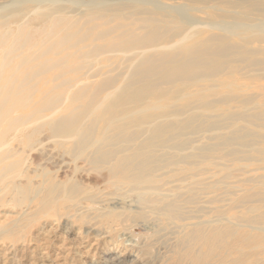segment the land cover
<instances>
[{
    "label": "bare ground",
    "instance_id": "bare-ground-1",
    "mask_svg": "<svg viewBox=\"0 0 264 264\" xmlns=\"http://www.w3.org/2000/svg\"><path fill=\"white\" fill-rule=\"evenodd\" d=\"M192 1L209 5L208 0ZM230 2L233 10L264 15L263 0ZM124 6L161 14L163 27L151 32L142 27L119 40L97 31L101 44L91 41L95 35L85 38L81 12L97 7L116 13ZM193 11L164 0H13L0 5V48L7 46L5 56H0V208L15 190L20 193L15 196L18 207L34 203L32 187L22 182L31 172L29 159L18 158L14 146L21 141L28 149L41 150L47 146L42 137L48 130L53 133L49 140L109 170L117 185L146 191L145 201L165 205L168 215L181 221L186 220V212L179 204H196L198 194L177 187L173 190L177 194L169 195L177 201L167 205L164 199H152L159 185L179 182L190 168L199 173V159L219 149L232 150L233 156L257 151L252 144L264 143V135L256 133L258 125L264 126V116L252 111L256 92L243 81L264 80V48L254 46L264 45V20L236 18L235 13H242L230 11L229 23L214 16L202 23L194 15L198 10ZM57 17L63 18L67 29L53 41L34 45L28 35L34 29L30 23ZM13 22H20L19 30L10 27ZM101 51L103 56L114 54V60L130 61L124 67L131 73L113 70L106 80L87 79L90 75H84V68ZM124 77L125 83L118 85ZM114 110L118 113L113 115ZM225 128L229 132L222 133ZM63 185H51L41 201L44 213L80 192L75 185ZM248 206L234 216V222L220 218L192 225L189 242L213 233L223 242L245 237L257 245L253 258L247 261L244 255V260L233 259L229 264H252L251 259L264 264V211ZM33 210H23L17 225L2 227L1 236L12 239L29 230L39 213ZM126 213L117 219H126Z\"/></svg>",
    "mask_w": 264,
    "mask_h": 264
},
{
    "label": "rangeland",
    "instance_id": "rangeland-1",
    "mask_svg": "<svg viewBox=\"0 0 264 264\" xmlns=\"http://www.w3.org/2000/svg\"><path fill=\"white\" fill-rule=\"evenodd\" d=\"M10 1L13 0H0V5ZM164 1L198 10L193 12L202 23H209L211 16L222 23H229L232 15L230 11L242 13V16L235 13L236 18L264 20V15L253 10L245 8L247 15L241 9L233 10L232 0H208L206 2L209 5L192 0ZM86 9L78 16L85 19L86 28L82 33L86 39L95 35L91 40L95 43H103L97 38V31L108 32L112 40H119L118 37L123 34L131 36L142 27H147L145 31L148 32L155 27H163L161 14L150 15L139 8L124 6L116 13L105 8ZM159 19L160 22L156 23ZM12 25L10 27L19 30L20 22H13ZM30 25L34 29L28 35L34 45L38 41H53L61 30L67 29L62 17L45 18L42 22L33 20ZM2 32L6 33L7 30ZM254 46L264 48L261 43ZM6 51L7 46L3 45L0 56H5ZM101 54H96L93 63L90 66L88 64L89 70L84 68V75H90L87 79L92 78L96 83L106 80L113 70H119L123 75L131 73L132 70L124 67V63L131 64L130 61L114 60V54L111 53L103 56V51ZM123 83L125 77L118 85ZM243 83L254 86L257 101L252 111L264 116V90L261 89L264 80H246ZM112 113L118 112L114 110ZM256 131L263 136L264 126L258 125ZM227 132V128L222 130V133ZM52 136L50 130L43 135L47 146H41V150L28 149L21 141L14 146L20 155L18 158L29 159L31 172L22 182L32 187L30 191L34 203L30 201L25 207H18L15 196L20 193L15 190L6 204L1 206L0 264H229L233 259L244 260L246 256L249 261L253 258L257 245L245 237L231 243L223 242L213 233V236L203 235L197 242L190 243L187 233L188 228L198 222L220 218L234 222V216L247 210L248 205H255L264 211V143L257 145L255 140L252 150L256 148L257 151L249 155L242 153L233 156L232 150L219 149L212 156L199 159V173L190 168L179 177V182L164 188L159 185L153 198L150 197L155 202H163L164 199L167 205L173 200L177 201L169 197L176 193L173 190L177 187L186 188L185 192L194 190L198 194L196 204H189L188 201L183 202L184 207L179 204L186 212V220L181 221L172 219L165 205L145 201L146 191H134V187L129 185H117L109 170L97 168L87 159H80L71 148L65 149L58 141L49 140ZM30 177L35 181L33 184ZM53 183H66L62 188L75 185L80 192L63 200L67 201L65 203L58 202L54 209L44 213L41 201L48 195ZM144 187L149 189L148 185ZM121 202L124 205H120ZM30 207H34V213L39 212L32 218L31 228L21 236L17 234L12 239H4L1 236L2 227L17 225L20 222L18 220L22 219L23 210H29ZM122 212L127 214L126 219H117ZM252 233L258 232L253 230ZM251 260H254L252 264H261L256 259Z\"/></svg>",
    "mask_w": 264,
    "mask_h": 264
}]
</instances>
